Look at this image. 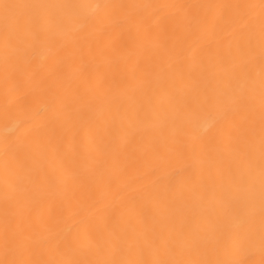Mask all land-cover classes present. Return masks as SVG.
Instances as JSON below:
<instances>
[{
  "label": "snow or ice",
  "instance_id": "6c2138e0",
  "mask_svg": "<svg viewBox=\"0 0 264 264\" xmlns=\"http://www.w3.org/2000/svg\"><path fill=\"white\" fill-rule=\"evenodd\" d=\"M0 77L32 96L0 152V264H264V0H0Z\"/></svg>",
  "mask_w": 264,
  "mask_h": 264
},
{
  "label": "bare ground",
  "instance_id": "6f19581e",
  "mask_svg": "<svg viewBox=\"0 0 264 264\" xmlns=\"http://www.w3.org/2000/svg\"><path fill=\"white\" fill-rule=\"evenodd\" d=\"M46 2L54 3H72L93 5L96 3H139V2H154V3H258L259 0H46ZM80 14H93L95 10L91 7L79 10ZM62 54V53H60ZM35 66L41 63H50L51 53L47 48H41L36 52ZM31 101L32 96L28 94L26 98L14 99L10 102L5 101L2 86V77H0V152H2L5 142H12L18 135V128L21 122L28 120L31 117ZM217 119L215 113L210 111H202L190 117L188 124L189 133L184 136L187 153L190 155L193 151H198L200 148L199 137L212 127ZM159 135V132L156 133ZM174 166L178 170H182L184 162L177 159ZM146 169L140 166L130 167L126 175H119L118 179L114 178L111 185L95 187L93 189L96 197L104 191H110L113 195L118 190V184L122 182L138 183L145 179ZM91 200L84 197L81 202V207L85 212L90 209ZM79 217L73 218L71 215L65 217L62 223L58 225V230L65 234L74 233L76 230V221ZM256 259H259L257 255Z\"/></svg>",
  "mask_w": 264,
  "mask_h": 264
}]
</instances>
